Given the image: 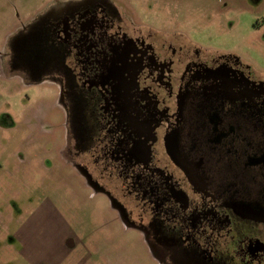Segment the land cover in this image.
Instances as JSON below:
<instances>
[{
	"label": "flooded vegetation",
	"instance_id": "flooded-vegetation-1",
	"mask_svg": "<svg viewBox=\"0 0 264 264\" xmlns=\"http://www.w3.org/2000/svg\"><path fill=\"white\" fill-rule=\"evenodd\" d=\"M10 67L60 87L62 162L166 264H264V75L112 0L51 7Z\"/></svg>",
	"mask_w": 264,
	"mask_h": 264
},
{
	"label": "rangeland",
	"instance_id": "rangeland-1",
	"mask_svg": "<svg viewBox=\"0 0 264 264\" xmlns=\"http://www.w3.org/2000/svg\"><path fill=\"white\" fill-rule=\"evenodd\" d=\"M74 0H0V264H166L62 161L60 87L13 70L14 39ZM131 18L232 52L264 75V0H112Z\"/></svg>",
	"mask_w": 264,
	"mask_h": 264
}]
</instances>
